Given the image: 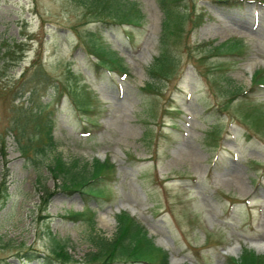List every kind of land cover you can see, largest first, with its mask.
I'll use <instances>...</instances> for the list:
<instances>
[{
	"label": "rangeland",
	"instance_id": "1",
	"mask_svg": "<svg viewBox=\"0 0 264 264\" xmlns=\"http://www.w3.org/2000/svg\"><path fill=\"white\" fill-rule=\"evenodd\" d=\"M133 1L142 13L139 25L112 23L102 8L82 0H0V59L5 42L25 38L19 59L0 67V181L7 192L0 200V264H21L22 250L49 252L56 240L65 242L70 263L85 264L83 256L93 248L89 234L110 237L119 210L147 228L154 244L168 251L169 264H232L227 256H237L241 245L254 249L250 244L264 242V129L241 119L230 90L246 89L251 73L264 69V0L178 2L187 14L178 40L168 38L176 68L156 90L144 82L153 80L146 67L162 44V12L155 0ZM230 36L248 44L242 57L205 50L204 42ZM90 37L115 50L129 75L95 68L82 45ZM34 59L39 65H30ZM70 72L92 89L102 109L85 115L73 104L64 87L78 95ZM24 87L38 94L32 111L40 103L54 115L48 155L85 171L94 157L114 162L117 179L99 181L109 196L55 187L44 159L33 164L19 153L7 126L16 108L10 101L26 103ZM249 92L264 104V87ZM168 105L176 110L152 122L154 112ZM37 176L54 189L43 210ZM83 206L92 222L70 216Z\"/></svg>",
	"mask_w": 264,
	"mask_h": 264
},
{
	"label": "trees",
	"instance_id": "2",
	"mask_svg": "<svg viewBox=\"0 0 264 264\" xmlns=\"http://www.w3.org/2000/svg\"><path fill=\"white\" fill-rule=\"evenodd\" d=\"M162 12L159 39L162 44L159 47V52L150 63L147 65V73L153 80L145 82V88H154L157 86V81L162 78H167L175 70L176 57L168 47V38L177 41L180 35L182 22L186 18L187 11L180 12L176 5L183 0H155ZM87 6H95L94 8H102L101 12L110 20L115 22H123L132 25H138L142 13L136 3L132 0H82ZM186 9V6H182ZM198 18V17H197ZM197 21L196 17L193 22ZM88 52L95 55L97 63L106 66L114 64L116 67L120 64V57L108 48L101 41L93 38L88 39ZM21 46V42H5L4 57L0 60L7 62L12 58H16V51ZM243 43L239 38H232L221 42L218 45L208 47L209 51L215 52L234 51L239 53ZM74 77V75L72 74ZM74 81V80H73ZM84 89L82 86L78 88V93ZM232 92L234 90L230 89ZM74 94V91L72 92ZM235 94V92L233 93ZM93 103L88 102V96L84 93L76 95L75 103L77 106L87 110V107L99 105L95 95H90ZM31 98V97H30ZM248 107L247 111L243 109L242 116L244 121L255 124L261 119L264 122V108L261 105L256 106L249 104L246 99H239L238 107ZM15 113L10 116L8 129L12 132L19 153L30 160L33 164H38V158L45 160L44 166L49 171L50 175L57 180L55 187L62 190H78L83 194L90 193L89 188L94 187V184L107 175L114 177V165L108 160L92 159L88 171L77 167L76 163L64 162L59 155H48V149L54 145V140L51 134L53 126V117L51 111H46L41 114L32 112L30 107L16 106ZM227 106V104H225ZM254 116H257L256 120ZM242 119V120H243ZM3 145V135L0 134V146ZM40 162V163H41ZM3 176L4 172L2 173ZM106 176V177H107ZM36 187L40 191L42 198L40 209L45 208V201L48 196L53 193V190L48 189L41 183L40 176L35 179ZM88 186V189L84 187ZM7 196L6 185L4 179L0 181V200L3 201ZM89 240L93 248L86 252L83 256L85 264H102L115 261L116 263L124 261L141 260L146 264H166L167 254L160 247L153 244L150 237L146 235L145 230L131 217H128L125 212H120L116 215L115 229L110 237H104L93 232L89 234ZM64 241L56 240L51 246L49 252L38 250L25 249L22 250L24 260L21 264L26 263V260L34 259L33 264H72L70 263L71 256L65 248ZM233 264H264V254H256L253 250L242 248L237 257L230 256Z\"/></svg>",
	"mask_w": 264,
	"mask_h": 264
},
{
	"label": "bare ground",
	"instance_id": "3",
	"mask_svg": "<svg viewBox=\"0 0 264 264\" xmlns=\"http://www.w3.org/2000/svg\"><path fill=\"white\" fill-rule=\"evenodd\" d=\"M254 244H256L257 246L260 247V246L263 244V242H261V241H255ZM260 250H261V249H260Z\"/></svg>",
	"mask_w": 264,
	"mask_h": 264
}]
</instances>
